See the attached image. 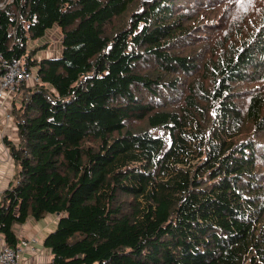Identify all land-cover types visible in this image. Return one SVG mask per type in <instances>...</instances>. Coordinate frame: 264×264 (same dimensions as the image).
Here are the masks:
<instances>
[{
	"label": "trees",
	"instance_id": "16d2710c",
	"mask_svg": "<svg viewBox=\"0 0 264 264\" xmlns=\"http://www.w3.org/2000/svg\"><path fill=\"white\" fill-rule=\"evenodd\" d=\"M0 55L38 79L12 103L5 244L58 215L48 264H264V0H13Z\"/></svg>",
	"mask_w": 264,
	"mask_h": 264
},
{
	"label": "crops",
	"instance_id": "0c3cea01",
	"mask_svg": "<svg viewBox=\"0 0 264 264\" xmlns=\"http://www.w3.org/2000/svg\"><path fill=\"white\" fill-rule=\"evenodd\" d=\"M61 49L62 48L60 47V50L56 53V55L50 57L60 56ZM8 108L10 107L8 106L4 109H0V128H4V130L8 131V126L10 127L11 131L14 132L12 124L10 125L9 122L8 124H5V115L7 113H10V110ZM2 123H4L5 125L3 126ZM0 154H2V156L4 157V161H10L11 163V158L7 152V149L2 150L0 148ZM4 170L5 169L3 167V163L0 162V201L2 199L3 192L10 187V184L13 181V175L10 174L11 171L4 173ZM57 219L58 215H47L44 219L40 221H34L33 219H29V221L25 224L15 226L14 230L19 242L21 240H28L30 242V247H33L35 249V251L24 250L19 253L18 256L22 264H43L51 260V252L43 246V242L45 240V237L54 230Z\"/></svg>",
	"mask_w": 264,
	"mask_h": 264
},
{
	"label": "built area",
	"instance_id": "2783aa9c",
	"mask_svg": "<svg viewBox=\"0 0 264 264\" xmlns=\"http://www.w3.org/2000/svg\"><path fill=\"white\" fill-rule=\"evenodd\" d=\"M12 1L13 0H5L0 2V9H3L7 3H12ZM0 71H2L0 75V109L12 105L14 102L12 99L16 97V93L23 83H36L38 81L34 69L31 67L27 69L22 60L7 63L0 55ZM5 119L11 122L9 113L5 115ZM0 140H3V137H0ZM24 250L35 251L33 247H30V242L28 240H21L18 247L14 249L5 244L0 236V264H22L18 255ZM48 263L49 262L43 264Z\"/></svg>",
	"mask_w": 264,
	"mask_h": 264
},
{
	"label": "rangeland",
	"instance_id": "374dc122",
	"mask_svg": "<svg viewBox=\"0 0 264 264\" xmlns=\"http://www.w3.org/2000/svg\"><path fill=\"white\" fill-rule=\"evenodd\" d=\"M60 42H61L60 28L57 25H54L51 29L46 31V34L43 38L36 40L35 42H30L29 43V49H36V48L40 49V51L38 52V56H41V55H43V56H55L56 53L60 50V47H61ZM16 98H17V93H16V97L13 98L12 101H15ZM9 110H10L9 115L11 116L12 106H10ZM11 117H10L11 122L6 120L5 124H8V122L10 125L12 124L14 132L11 131L10 127H8V126H7V128H9L8 131L4 130V128H2V129L0 128V137H3V140H0V148L2 150L8 149L6 147L7 141H9V142L10 141H14V142L18 141L17 137H16L15 126H14V123H13ZM5 124L2 123L3 126ZM0 125H1V123H0ZM2 144L4 147L2 146ZM8 153H9V151H8ZM0 158H2V159H0V162L3 163V167L5 169L4 173L9 172V171H11L10 172L11 175H13V173L14 174L17 173V168H14V164H13L12 159H11V163H12L13 167L11 166L10 161H4V157L2 156V154H0Z\"/></svg>",
	"mask_w": 264,
	"mask_h": 264
},
{
	"label": "water",
	"instance_id": "95a60500",
	"mask_svg": "<svg viewBox=\"0 0 264 264\" xmlns=\"http://www.w3.org/2000/svg\"><path fill=\"white\" fill-rule=\"evenodd\" d=\"M15 130H16V128H15Z\"/></svg>",
	"mask_w": 264,
	"mask_h": 264
}]
</instances>
